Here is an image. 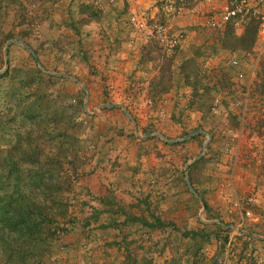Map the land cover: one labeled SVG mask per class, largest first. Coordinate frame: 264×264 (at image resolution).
Instances as JSON below:
<instances>
[{
  "label": "rangeland",
  "instance_id": "rangeland-1",
  "mask_svg": "<svg viewBox=\"0 0 264 264\" xmlns=\"http://www.w3.org/2000/svg\"><path fill=\"white\" fill-rule=\"evenodd\" d=\"M229 1L0 0V202L15 167L31 168L22 152L38 156L34 171L52 169L54 185L64 171L74 179L70 215L56 217L35 260L7 259L0 245V264H65L98 240L116 248L117 264H264V79L262 95H249L264 76V34L250 14L234 30L254 22L252 48L213 53L223 28L208 20ZM167 60V91L154 93ZM191 62L223 70L231 85L207 115L191 109ZM35 193L42 202L41 187Z\"/></svg>",
  "mask_w": 264,
  "mask_h": 264
},
{
  "label": "trees",
  "instance_id": "trees-1",
  "mask_svg": "<svg viewBox=\"0 0 264 264\" xmlns=\"http://www.w3.org/2000/svg\"><path fill=\"white\" fill-rule=\"evenodd\" d=\"M235 28L234 22L230 21L223 27V30H217L220 32L218 35V47L215 45L211 47L213 53H217L220 50L229 52H234L235 50L246 51L252 48L256 35L254 22L247 25L244 33L239 36L235 34ZM196 55H198V52ZM170 63V60L163 62V67L159 70L157 79L158 88L161 87V89L160 91H153L154 93L163 94L167 91L164 86L172 78L169 70ZM194 64V62H191L189 70L184 74V79L188 81V85L192 90L191 109L200 112L202 115H207L213 109L210 100H213L220 91H223V94L229 93L231 85L223 70L213 69L207 71L204 69V72H201ZM211 77L215 78V85L212 88H208L207 85L210 84ZM263 79V75L257 76V81H255L249 93L251 99L259 97L258 93L262 95L260 90ZM162 82L163 86H161ZM200 89H202V92H199ZM235 120V116H232L233 124ZM61 134L63 140L60 145L62 147L61 153L59 154L66 162L71 134H68L66 127L61 130ZM28 141L31 142L32 139H28ZM19 160L22 165L31 168L23 170L21 167H15L17 170L14 177L16 183L8 197L3 202H0V245L3 248V255L7 259L15 257L32 261L38 255L39 245L51 240L55 236L57 227L60 226L61 222L62 224L65 223L64 221L69 217L68 195L71 192L74 179L69 175L67 177L68 173L64 171L62 174V186H56L52 182V169H45L43 172L34 171L33 167L40 164L38 156L22 152ZM78 160L76 158L74 162L68 161V163L74 167L75 162L77 165ZM47 162L52 164L53 161L47 158ZM69 173L73 174L74 172L71 170ZM37 179L42 181L36 183ZM37 187L39 189L41 187L42 202L35 201L37 196L35 190H37ZM36 217L39 218V221L36 220ZM56 217H60L62 221H57ZM39 224L43 227L36 230ZM11 235L14 236L11 237ZM122 264H135V262L128 258L127 262Z\"/></svg>",
  "mask_w": 264,
  "mask_h": 264
},
{
  "label": "built area",
  "instance_id": "built-area-1",
  "mask_svg": "<svg viewBox=\"0 0 264 264\" xmlns=\"http://www.w3.org/2000/svg\"><path fill=\"white\" fill-rule=\"evenodd\" d=\"M260 8L264 10V0H232L230 5L227 6L224 11L216 18H211L208 20V25L212 29H222L228 22L233 21L234 25H238L240 22L244 21L250 14L260 15L259 32L264 34V13L260 11ZM134 24L138 27H143L142 22L136 20L135 17L132 18ZM158 38L161 42H165L170 46H174L178 41L177 38H172L167 40L164 34H159ZM229 64L233 66L235 78L242 81L244 74L240 69L239 63L235 55L230 58ZM246 216L250 217L252 220H257L258 216L256 213L251 211H246Z\"/></svg>",
  "mask_w": 264,
  "mask_h": 264
},
{
  "label": "crops",
  "instance_id": "crops-1",
  "mask_svg": "<svg viewBox=\"0 0 264 264\" xmlns=\"http://www.w3.org/2000/svg\"><path fill=\"white\" fill-rule=\"evenodd\" d=\"M232 0L229 1V4H225L224 9L230 5ZM222 11V12H223ZM260 11L264 13V10L260 8ZM125 201L130 202L131 200H135L129 195L124 196ZM113 237L109 238V241H112ZM104 241L98 240V242H94L92 245V249L88 253L77 251L70 252L69 255L64 259L63 263L65 264H117L119 260V254L116 251V248L113 245L110 246H100L98 243H103ZM105 251V252H104ZM107 251V252H106ZM82 252V253H81ZM82 254V255H81Z\"/></svg>",
  "mask_w": 264,
  "mask_h": 264
}]
</instances>
